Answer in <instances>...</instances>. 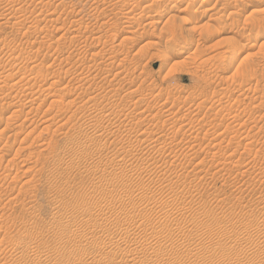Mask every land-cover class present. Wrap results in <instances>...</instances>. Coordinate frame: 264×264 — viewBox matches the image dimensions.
<instances>
[{
	"label": "rangeland",
	"instance_id": "obj_1",
	"mask_svg": "<svg viewBox=\"0 0 264 264\" xmlns=\"http://www.w3.org/2000/svg\"><path fill=\"white\" fill-rule=\"evenodd\" d=\"M0 264H264V0H0Z\"/></svg>",
	"mask_w": 264,
	"mask_h": 264
},
{
	"label": "bare ground",
	"instance_id": "obj_2",
	"mask_svg": "<svg viewBox=\"0 0 264 264\" xmlns=\"http://www.w3.org/2000/svg\"><path fill=\"white\" fill-rule=\"evenodd\" d=\"M152 23H158V20L156 19V20H152Z\"/></svg>",
	"mask_w": 264,
	"mask_h": 264
}]
</instances>
